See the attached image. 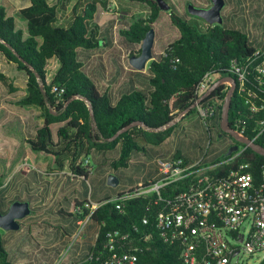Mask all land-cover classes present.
<instances>
[{
  "label": "trees",
  "instance_id": "trees-1",
  "mask_svg": "<svg viewBox=\"0 0 264 264\" xmlns=\"http://www.w3.org/2000/svg\"><path fill=\"white\" fill-rule=\"evenodd\" d=\"M25 1L26 5L18 12L26 21V31L19 28L15 17L4 6H0V55L27 77V93L18 104L41 110L44 125L29 137L21 125L14 123L4 125L3 131L21 140L32 151L51 156L53 172L63 171L68 166L75 181L89 179L92 174L90 161L96 163V168H104L103 174H114L123 181L121 170L129 168L135 153L162 146L171 137L173 127L170 125L177 117L185 112V117L196 113L197 107H192L202 97L198 90L207 74L218 77L210 87L222 78L232 77L231 62L246 61L262 46L253 41L244 28L229 25L225 20L222 25L204 24L170 6L168 13L178 37L163 53L155 55L144 71L131 66L127 71L121 69L132 88L116 94L110 87L104 88L100 76L87 69L89 60L106 46L105 41L113 44L112 36L106 40L97 21L98 12L108 7L109 2L77 0L70 8L72 0ZM130 1L147 5L151 10L148 19H137L129 29L120 32L134 49L132 45H142L146 33L158 22L163 11L155 0ZM192 4L198 5L194 1ZM134 54L141 55V49ZM133 56L131 53L129 59ZM53 59L59 65L52 80L48 81V65ZM0 82L14 91L11 78L0 73ZM228 90L226 84L222 85L200 103L219 101L213 119L206 123L200 119L209 132L221 129L222 107ZM263 118L264 111L252 113L237 92L234 94L230 111L232 128L236 131L245 128L244 135L264 147V132L259 135L257 131L258 122ZM134 122L142 126L133 127L110 141L120 129ZM53 125H59L56 135ZM243 148L233 161L231 158L239 152L230 157L225 155L223 159L205 160V165H216L210 174L222 176L244 163L257 178L264 165V156ZM169 157L188 161L179 153ZM84 160L88 161L86 167ZM145 186L150 184L145 183ZM186 187V181H179L163 188L160 195L141 196H136L139 187H130L99 201L100 206L94 211L84 207L85 204L92 207L88 193L82 199L75 197L69 200L73 212L61 210L58 213L72 219V223L60 229L65 236L72 237L79 228L77 223L91 215L96 225V238L78 264H102L108 232L135 228L141 232L153 230L162 200L171 199ZM146 218L150 224H144ZM154 245L152 251L141 256L139 264H175L171 246L157 241ZM0 264H14L1 235ZM260 264H264V260Z\"/></svg>",
  "mask_w": 264,
  "mask_h": 264
},
{
  "label": "built area",
  "instance_id": "built-area-1",
  "mask_svg": "<svg viewBox=\"0 0 264 264\" xmlns=\"http://www.w3.org/2000/svg\"><path fill=\"white\" fill-rule=\"evenodd\" d=\"M130 55L131 51L127 57ZM230 73L237 83L235 93L248 109L256 114L263 112L264 45L246 61L233 60ZM212 82L213 76L207 74L199 87V95ZM226 85L230 87L229 83ZM218 105V100L197 104V116L206 123L216 116ZM185 115L182 113L179 119ZM257 131L259 135L264 132V118L259 120ZM238 132L245 136V128ZM203 162L204 159L186 161L181 157L155 156L161 178L149 187L141 184L136 196L160 195L163 188L179 181H186L187 187L171 199L162 200L153 230L108 232L102 264H139L141 256L154 249L155 241L172 247L175 264H232L233 260L239 263L242 257L264 253V165L255 178L248 171V164H239L229 173L215 176L210 171L216 165ZM90 222L91 215L81 220L79 227L85 228ZM144 224H150V220L146 218Z\"/></svg>",
  "mask_w": 264,
  "mask_h": 264
},
{
  "label": "rangeland",
  "instance_id": "rangeland-1",
  "mask_svg": "<svg viewBox=\"0 0 264 264\" xmlns=\"http://www.w3.org/2000/svg\"><path fill=\"white\" fill-rule=\"evenodd\" d=\"M53 1V0H50ZM77 0H72L70 3V8L76 3ZM109 2L108 7H102L97 15V21L102 27L103 35L106 40H109L112 36L113 44H109L105 41L104 48L94 57L89 60L87 69L90 73L95 76H100L99 81L101 85L106 88L108 84H114L118 82L120 76H124L121 73V69H130L129 58L127 55L131 51L134 56H138L134 53L141 49L142 45H136L132 48L129 47L128 42L121 35L122 29H129V25L135 22L137 19L146 20L151 14V10L147 5L132 2L130 0H105ZM196 2L198 8H204L203 4L210 6L211 0H166V2L174 7L175 11L191 16V19H196L203 23L201 18L192 16L189 14L188 5L192 2ZM222 14L229 25H236L245 29V31L251 36L253 41L262 40L264 38V0H250V7L248 5V0L246 7L245 5L236 4L235 0H230ZM244 2V0H242ZM203 3V4H202ZM26 5L25 0H0V6H4L8 13L13 15L18 23L19 28L26 31V21L21 18L18 12L19 7ZM155 29V45H154V57L163 53L164 49L168 44H170L174 39L178 37V30L171 23L170 15L168 12L163 11L160 19L153 27ZM135 50V51H134ZM58 61L53 59L48 65V81H51L55 71L58 68ZM0 73L11 78V84L14 91H10L9 88L0 82V158L6 156L7 161H10L12 155H8L7 150L9 147L4 146V140L10 141L6 136H4L3 126L9 123L17 124L19 121L23 122L25 125L24 131L27 136L34 135L36 128L42 127L44 125V118L42 116L41 110L31 106H22L17 103L25 94L27 93V77L25 74L17 72L15 66L6 62L5 58L0 55ZM217 76L213 79L216 81ZM116 84V83H115ZM116 87V86H115ZM6 103V104H5ZM54 113V112H53ZM201 120L197 116V113L186 116L184 119H179L177 117L175 121L170 125L173 127V133L171 137L167 140L165 144L174 153H179L187 158H195L192 161H198L204 159L203 164L211 159H223L227 154L226 147L228 145V140L226 137H220L218 134L212 132L210 137L209 131L202 124ZM59 125H53L52 129L56 135V130ZM12 147H10V150ZM32 162L33 167L38 173L42 174L44 180V187L48 191L65 190V196H55L53 194L54 201L52 202V197L49 202L51 204V213L56 207L59 213L63 207L69 208L70 202L68 200L74 197L83 198L88 193L91 196L92 192L95 191V196H100V198H95L94 200H104L106 195H104L103 189H108V196L112 195L111 191L118 188L110 187L108 185L109 174H103L102 170L104 168H96V163L90 161L92 174L89 176L88 180L78 179L74 180L72 175L69 173L68 178L65 173H60L56 178L53 175V170H51L50 165L52 163V157L46 155L45 153H39L32 151ZM41 160V161H40ZM206 160V161H205ZM84 167L88 166L86 161H82ZM210 165V164H206ZM96 168V169H95ZM1 169V164H0ZM66 173L71 172L67 166L65 169ZM5 171H3L0 183L4 182L5 177L3 176ZM8 172L6 173L7 176ZM103 174V175H102ZM37 180V176L34 175L30 180ZM29 182V180H27ZM30 183V182H29ZM102 189V190H101ZM100 190L102 192H100ZM119 190V189H118ZM77 191V193H75ZM26 196H29L26 193ZM5 204L8 206L12 205V200L5 199ZM2 203L0 202V207ZM97 207V206H96ZM96 207L88 208L85 204V208L94 211ZM52 210V211H51ZM68 210H72L68 209ZM82 212V210H81ZM57 213V214H58ZM58 224L59 228L55 229V233H58L59 237L65 239L63 230L60 227L64 225H69L72 223V219L63 218L58 214ZM50 228V227H49ZM83 226L78 230L77 235L83 234ZM94 235V232L88 230L85 235ZM54 238V237H53ZM75 240L70 245H67V250L64 251L62 260L68 254L70 257H74L76 253L81 252L83 245H78V247H73ZM85 249L83 250V255L87 254L89 250V242L84 244ZM60 248H63L60 246ZM264 259V253H260L251 258L242 257L240 262L233 260L232 264H260ZM62 264H64L62 262Z\"/></svg>",
  "mask_w": 264,
  "mask_h": 264
},
{
  "label": "crops",
  "instance_id": "crops-1",
  "mask_svg": "<svg viewBox=\"0 0 264 264\" xmlns=\"http://www.w3.org/2000/svg\"><path fill=\"white\" fill-rule=\"evenodd\" d=\"M225 1L226 5L231 3L230 0ZM248 2V5L252 7L250 5V0H248ZM235 3L237 5L240 4L246 6L247 0H244V2H242V0H235ZM210 5H212V3ZM203 6L204 8L211 7L207 6V4H203ZM203 23L205 24L207 22L203 21ZM259 42L261 45H264V38L259 40ZM127 70L128 69L126 68V71ZM134 80H137V76L134 77ZM115 83L108 84L107 87H110L116 92V94L123 90H127L128 88H132V86L128 84V79L125 75L120 76L118 82ZM17 124L21 125L23 129L25 128L23 122L19 121ZM3 135L10 140H4V146L6 148L9 147L7 152L8 155L9 153L12 155V158L10 161H7L6 156L0 158V179L2 177L3 171H5V174L3 175L5 177L4 182L0 183V202L2 203L0 210L4 214L8 212L10 206H7L4 202V200L8 198L12 200V204L16 201L28 202L31 208V214L21 221V229L19 231H3L0 229V235L5 241L12 262L14 264H62V262L64 264L80 263L87 255H83V250L85 249L84 244L89 242L90 248L91 242L96 238L95 223L92 221L88 223V225H86L83 229V234L79 236L77 235V232L80 227L72 237L66 236L65 239L60 238L58 233H55L54 231L55 229L59 228V216L57 214L58 208L56 207L53 211L51 210V213H49L52 204L49 202V197L50 199L52 197V202L54 201L53 194H55V196H63L62 198H64L66 193L65 190L62 189L57 192L52 190L48 191L46 189L47 187L43 188L45 182L43 180L42 174L38 173L35 170V167H33V156L31 149L28 148L25 143H22L21 140L11 137L10 135ZM167 142H165L160 147H152L148 148L146 151L135 153L130 161L129 168L121 170V174L124 176L123 181H120L121 189L119 187V190H113L111 191V194L114 192L118 193L121 190L130 187H139L141 184L145 183H157L161 176L154 163L155 156L161 154L169 157L175 154L169 147L165 145ZM10 147H12L11 150ZM187 159L188 161H192L195 158ZM7 172L8 174L6 176ZM60 173H65L68 178L70 177L69 173L71 174V172L66 173V171L63 170L60 172H54L53 175H55L56 178ZM34 175H36L38 179L30 180ZM27 180H29L30 183ZM101 190L100 192H102ZM103 190L104 195H106L105 197H108V189ZM25 192L28 193L29 196H26ZM75 193H77V191H75ZM95 193L96 192L93 191L91 196L87 198L91 201L92 207L100 205L98 202L102 200H94L95 198H100V196H95ZM70 207L71 205L69 206V209H71ZM61 210L68 209L63 207ZM69 211L73 212V208ZM80 222L81 221H79L77 225H79ZM88 230L94 232V235H85ZM73 240H75L74 244L72 245L73 247L83 245L81 252L76 253L74 257H70L67 254L62 260L64 251L67 250V245L72 244ZM60 246L63 248H60ZM60 252L61 254L59 255Z\"/></svg>",
  "mask_w": 264,
  "mask_h": 264
},
{
  "label": "water",
  "instance_id": "water-1",
  "mask_svg": "<svg viewBox=\"0 0 264 264\" xmlns=\"http://www.w3.org/2000/svg\"><path fill=\"white\" fill-rule=\"evenodd\" d=\"M160 9L162 11H170V5L165 0H155ZM211 7L209 8H198L193 4L188 5V12L192 16H196L198 18L203 19L209 25H222L224 23V18L222 15V11L226 5L225 0H211ZM154 45H155V29L151 28L147 33L142 42L141 46V55L133 56L129 59V65L137 70L144 71L149 62L154 60ZM229 83L230 87L227 92V95L224 100V104L222 107V115H221V130L229 134L234 140L238 143L244 145L246 148L252 149L257 154L264 156V147L257 144L255 141L243 136L240 132L236 131L232 128L230 124V111L232 109V101L234 99V93L236 90V80L234 77H226L218 80L214 83L198 100V102L193 105L192 108L197 107V104H200L204 99H206L210 94H212L216 89L220 86ZM187 113V112H185ZM92 118L94 120V113L91 112ZM142 126L140 122H134L130 125L120 129L111 139L110 141L116 140L120 135L129 131L133 127ZM167 127L163 128L166 129ZM239 152L238 146L230 147L227 156L230 157L232 154ZM120 184V179L111 174L108 178V185L110 187L116 188ZM31 214L30 204L28 202H14L7 213H2L0 210V229L3 231H19L21 229V221L24 220Z\"/></svg>",
  "mask_w": 264,
  "mask_h": 264
},
{
  "label": "flooded vegetation",
  "instance_id": "flooded-vegetation-1",
  "mask_svg": "<svg viewBox=\"0 0 264 264\" xmlns=\"http://www.w3.org/2000/svg\"><path fill=\"white\" fill-rule=\"evenodd\" d=\"M208 130V129H207ZM209 131V130H208ZM212 132H214L215 134H218L221 138L222 137H226L227 138V140L229 141L228 142V145H227V149H226V151L227 150H229V148L230 147H233V146H238L239 147V150H241L243 147H244V145H242V144H240V143H238L236 140H234L229 134H226V133H224L221 129L219 130V129H211V131L209 132V134H210V137L212 136ZM233 155V154H232Z\"/></svg>",
  "mask_w": 264,
  "mask_h": 264
}]
</instances>
